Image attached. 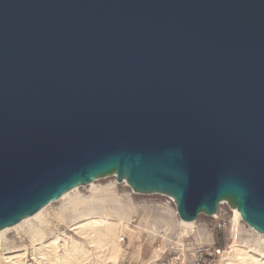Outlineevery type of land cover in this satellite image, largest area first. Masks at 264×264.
<instances>
[{"label": "water", "instance_id": "1", "mask_svg": "<svg viewBox=\"0 0 264 264\" xmlns=\"http://www.w3.org/2000/svg\"><path fill=\"white\" fill-rule=\"evenodd\" d=\"M111 176L264 235V0H0V231Z\"/></svg>", "mask_w": 264, "mask_h": 264}, {"label": "rangeland", "instance_id": "2", "mask_svg": "<svg viewBox=\"0 0 264 264\" xmlns=\"http://www.w3.org/2000/svg\"><path fill=\"white\" fill-rule=\"evenodd\" d=\"M168 198L136 194L115 176L97 180L50 203L38 219L7 228L0 237V264H10L13 250L33 247L44 249L41 264H118L125 246L118 239L129 217H137L140 228L128 235L146 241L156 258L183 253L192 259L198 247L220 243L224 253L213 264H263L264 235L243 222L229 204H220L217 217L200 215L186 224ZM74 223L83 225L79 234L71 229ZM10 243L15 247L10 249ZM29 263L36 264L31 257Z\"/></svg>", "mask_w": 264, "mask_h": 264}, {"label": "crops", "instance_id": "3", "mask_svg": "<svg viewBox=\"0 0 264 264\" xmlns=\"http://www.w3.org/2000/svg\"><path fill=\"white\" fill-rule=\"evenodd\" d=\"M139 237L128 235L123 248V256L118 264H186L183 260L170 257H155V251L147 243L141 242Z\"/></svg>", "mask_w": 264, "mask_h": 264}, {"label": "built area", "instance_id": "4", "mask_svg": "<svg viewBox=\"0 0 264 264\" xmlns=\"http://www.w3.org/2000/svg\"><path fill=\"white\" fill-rule=\"evenodd\" d=\"M173 200L168 198V203H171ZM219 212V211H218ZM218 213L214 216L217 217ZM140 228V221L137 217H129L123 221V230L119 236L118 241L120 243L126 242L128 238V233L136 232ZM235 236L237 232L234 231ZM223 250L217 247H198L196 253L192 259H188L186 254L179 253L173 259H181L186 264H213L216 260V257H220L223 254Z\"/></svg>", "mask_w": 264, "mask_h": 264}, {"label": "bare ground", "instance_id": "5", "mask_svg": "<svg viewBox=\"0 0 264 264\" xmlns=\"http://www.w3.org/2000/svg\"><path fill=\"white\" fill-rule=\"evenodd\" d=\"M69 194V193H68ZM67 195V194H66ZM65 195V196H66ZM236 213H237V215H239V212L236 210ZM41 214H42V210L40 211V212H38L36 215H34L33 217H30V218H27V219H25V220H23L21 223H19L18 225H16L15 227H13L14 229L15 228H20V226H22L23 224H28V223H30V221L32 220V219H38L40 216H41ZM92 221V220H91ZM97 221V220H96ZM95 221V222H96ZM99 221V220H98ZM184 223H186V224H190V223H187V222H184ZM83 225H79V224H73V225H71V229L73 230V231H75V233H80V228L82 227ZM24 227V226H23ZM8 229H4V230H2V231H0V237L2 236V235H4L5 233H6V231H7ZM83 232V231H82ZM81 232V233H82ZM84 233V232H83ZM5 238V237H4ZM3 239V238H2ZM4 240V239H3ZM2 240V241H3ZM8 241V240H7ZM4 243H5V241H4ZM39 243V242H38ZM8 247V246H7ZM13 247H15L13 244H11L10 243V249L11 248H13ZM3 248V247H2ZM22 250H24L23 252H19V253H16V251H21L20 249H15V250H13V253H15V254H10V256H8V261H10V264H30L29 263V260H30V257L33 259V260H35V263L36 264H41V261L43 260V259H45L44 258V255H43V253H42V251L44 250L43 248H41V247H33V249L32 250H28V249H26V248H23ZM11 251V250H10ZM5 252H6V250H5ZM12 252V251H11ZM10 252V253H11ZM31 252V253H30ZM30 256V257H29ZM5 257V256H4ZM43 263V262H42ZM263 264H264V262H263Z\"/></svg>", "mask_w": 264, "mask_h": 264}, {"label": "trees", "instance_id": "6", "mask_svg": "<svg viewBox=\"0 0 264 264\" xmlns=\"http://www.w3.org/2000/svg\"><path fill=\"white\" fill-rule=\"evenodd\" d=\"M216 246H217L218 248H222V247H223V245L220 244V243H216Z\"/></svg>", "mask_w": 264, "mask_h": 264}]
</instances>
